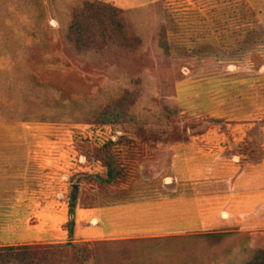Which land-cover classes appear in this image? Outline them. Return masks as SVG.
<instances>
[{
	"label": "rangeland",
	"instance_id": "obj_1",
	"mask_svg": "<svg viewBox=\"0 0 264 264\" xmlns=\"http://www.w3.org/2000/svg\"><path fill=\"white\" fill-rule=\"evenodd\" d=\"M98 1L120 9L128 31L143 44L134 60L121 61L122 67L143 74L141 85L126 86L137 94L136 120L87 122L86 110L106 103L126 81H114L115 76L99 69L87 70L81 61L78 67L67 64L70 59L61 54L59 61L39 58L34 65L27 54L29 36L21 28L27 21L25 7L22 13L20 0H0V141L34 143L36 160L50 167L52 183L58 187V174L66 172L68 196L78 189L82 204L91 193L105 196L108 190L125 188L130 197L116 201L140 209H85L107 221L81 226L80 211L72 209L75 202L67 196L65 231L40 224L35 233L43 238L70 232L115 236L99 240L151 238L134 243L128 257L137 264H218L226 235L264 231V226L249 225V215L242 224L230 222L220 229L213 224L226 215L221 216L220 206L239 207L238 193L249 191L248 176L255 164L264 171V0ZM50 13L48 24L57 40L58 26ZM161 30L168 55L156 47ZM35 72L48 79L51 72L60 74L54 89L59 98L78 97L77 123L35 122V113L43 111L34 93ZM162 102L178 104L181 113L158 118ZM111 138L116 141L110 150L119 173L111 183L98 182L91 175L106 177L100 158ZM240 171L243 176L237 178ZM232 199L235 202L229 203ZM242 204H249V198H242Z\"/></svg>",
	"mask_w": 264,
	"mask_h": 264
},
{
	"label": "trees",
	"instance_id": "obj_2",
	"mask_svg": "<svg viewBox=\"0 0 264 264\" xmlns=\"http://www.w3.org/2000/svg\"><path fill=\"white\" fill-rule=\"evenodd\" d=\"M46 2L44 0L19 2L20 10L24 6L27 11L25 16L27 24L25 22L21 28L25 29V33L29 36L27 54L31 61L36 66L39 58H45L47 62L59 61L58 55L61 54L70 59L67 64H76L75 66L78 67V61H81L87 65V70L99 69L108 77L115 76L111 78L114 81H126L125 84L118 86L120 91L114 97H107L110 100L106 103L98 108L90 106L86 110V120L101 125L135 121L137 117L133 105L137 94L131 93L126 86L141 85L143 74L135 71L134 68L122 67L121 61L134 60V56L139 55L138 52L143 44L140 37L133 36L128 31L123 12L113 5L98 0H46ZM50 10L58 26L57 40L51 35V25L48 24ZM21 12L23 13V9ZM156 43L162 54L168 55L169 48L164 30L158 34ZM20 44L25 45L24 42ZM57 51L60 52L56 53ZM26 52L20 53V58H24ZM49 54L52 55L51 58L46 57ZM109 66L113 68L106 70ZM49 76L50 79L45 74L36 72L31 74L34 93L43 105L41 109L43 111L39 110L34 115L35 122L77 123L78 97L70 95L71 97L59 98L60 95L54 89V84L60 74L51 72ZM49 89L50 91L46 92ZM40 91L42 93H39ZM60 112L64 113L63 116H59ZM177 113H181L178 104L162 102V109L156 116L173 119ZM150 114L154 113H148V116ZM115 142L111 138L103 145L100 159L105 167L106 177L91 175L98 182L111 183L119 173V164L110 150ZM68 198L74 204L75 189ZM72 223L73 221L70 222L71 227ZM71 227H69L70 231ZM237 235L239 238L235 239ZM237 235H226V244L219 250L218 264H264V231ZM150 239L73 241V238H70L66 242L56 243L2 244L0 264H137L128 257L132 252L130 247H133L134 243L146 242ZM117 246H120V249L113 250L112 247ZM223 249L224 253L221 251Z\"/></svg>",
	"mask_w": 264,
	"mask_h": 264
},
{
	"label": "crops",
	"instance_id": "obj_3",
	"mask_svg": "<svg viewBox=\"0 0 264 264\" xmlns=\"http://www.w3.org/2000/svg\"><path fill=\"white\" fill-rule=\"evenodd\" d=\"M35 150L34 143L0 141V245L61 242L70 238H73V241H88L103 239V237H115L114 234L103 232L100 234H79V236L72 234V232L67 235L64 233L46 238L37 236L35 232L40 224H47L44 228L52 226L54 229L65 231L64 223H67L65 210L70 208L66 201L68 196L66 185L68 183L65 180H67L68 174L66 172L58 174L60 177L58 182L61 183L57 187L50 180V167L40 164L41 159L36 160ZM39 156L42 159L46 157L42 153ZM260 165V163H256V167L251 170L248 176L249 191L238 193V195L241 194L237 195V203L241 202L239 207L231 204L220 206L221 216L224 213L226 215L224 218H218L217 221H214L213 224L216 228L220 229L230 222L242 224V220H245L248 215L250 216L249 225L251 227L264 226V171L260 172L258 167ZM237 176V178L243 176L242 172L238 173ZM63 181L64 183H62ZM75 191L76 200L72 209H79L78 219L81 226L84 224L95 227L102 224L103 226V223L107 221L101 213H94L85 209L94 211L100 209H140L136 204L129 205L126 203L127 201H116L115 197L122 196L121 198L124 200L130 197V190L125 188L121 191L108 190L105 196L97 192L91 193L89 197L87 196L89 199L83 204L78 189ZM242 198H249V204H242ZM234 202L235 200L232 199L229 203ZM55 209H59L57 213L61 215V220L58 216L56 218ZM238 209L246 210L240 212ZM87 215H91V217L88 218ZM230 217L231 219H229ZM244 223L246 222L244 221ZM27 232H32L34 236L25 234Z\"/></svg>",
	"mask_w": 264,
	"mask_h": 264
},
{
	"label": "water",
	"instance_id": "obj_4",
	"mask_svg": "<svg viewBox=\"0 0 264 264\" xmlns=\"http://www.w3.org/2000/svg\"><path fill=\"white\" fill-rule=\"evenodd\" d=\"M74 186L77 188L78 185L74 184Z\"/></svg>",
	"mask_w": 264,
	"mask_h": 264
}]
</instances>
